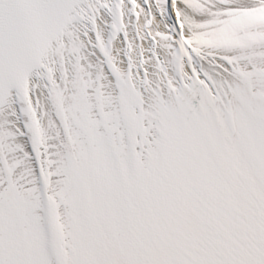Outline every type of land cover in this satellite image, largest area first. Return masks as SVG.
<instances>
[{"label":"snow or ice","instance_id":"6c2138e0","mask_svg":"<svg viewBox=\"0 0 264 264\" xmlns=\"http://www.w3.org/2000/svg\"><path fill=\"white\" fill-rule=\"evenodd\" d=\"M0 264H264V0H0Z\"/></svg>","mask_w":264,"mask_h":264}]
</instances>
